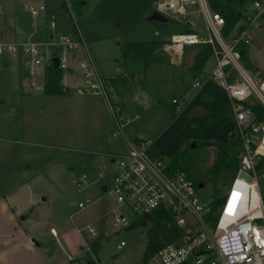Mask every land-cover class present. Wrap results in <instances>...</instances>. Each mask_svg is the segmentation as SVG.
Masks as SVG:
<instances>
[{"label":"built area","instance_id":"built-area-1","mask_svg":"<svg viewBox=\"0 0 264 264\" xmlns=\"http://www.w3.org/2000/svg\"><path fill=\"white\" fill-rule=\"evenodd\" d=\"M62 1L73 31H57L55 17L50 16L52 34L48 38L39 39L32 34L25 40L0 39V75L7 65H20L33 91L42 93L47 70L56 68L60 72L62 93H93L102 97L114 127L113 135L119 136L124 146L123 151L108 155L111 181L103 187V192L119 209L129 211L134 220L164 210L180 233L175 241L154 252L148 264H264V203L259 193V184L264 181V112L258 116L253 108L258 105L264 111V76L249 70L242 54L251 43L253 29L259 28L257 20L264 18V0H251L250 12L242 14V25L228 36L223 34L226 19L220 10L212 8L210 0L154 2V12L189 26L190 30L191 15L202 18L206 34L192 30L171 34L164 51L172 64L181 63L186 47L210 45L215 64L208 80L220 87L228 99L241 148L236 175L225 193L218 196L216 207L212 196L210 201L199 196L201 184H195L184 169L173 168L168 158L159 153L154 139L134 140L126 135L125 128L131 118L123 115L121 104L112 97L109 83L83 35L72 0ZM24 8L33 18L46 11L44 4L27 3ZM154 36H159L158 31ZM75 52L82 56L71 67L68 54ZM68 77L74 82L70 83ZM201 86L199 80L192 82L194 89ZM172 104L177 113L182 111L177 99ZM70 178L78 191H83L88 184L86 174ZM91 204L92 200L84 199L77 208L84 209ZM130 223L119 213L113 222L114 226ZM86 229L88 234H94L92 228ZM125 245L121 240L117 249ZM69 260L76 264L74 258Z\"/></svg>","mask_w":264,"mask_h":264},{"label":"crops","instance_id":"crops-1","mask_svg":"<svg viewBox=\"0 0 264 264\" xmlns=\"http://www.w3.org/2000/svg\"><path fill=\"white\" fill-rule=\"evenodd\" d=\"M27 3L36 5L43 4L41 2L36 3L35 0H25L22 5L14 8L16 9L14 15L10 13L1 14L4 15L2 17L0 16L1 40L7 42L25 40L32 34L39 39L48 38L52 34L49 28L50 16L55 17L57 31L66 33L70 31L68 15L63 9V6L61 7V4L53 8L54 10L44 5L46 10L45 13L37 18H33L24 8V5ZM2 6V2H0V9ZM8 6V10H11V7H13L10 3ZM21 16H24L25 19H22ZM242 23L243 20L240 19L233 28V33ZM152 25L154 28L155 24L152 23ZM117 26L118 25H116V30L118 29ZM254 29H261V25H259V28L256 27ZM191 30L195 32L193 26ZM253 33L254 32H252V34ZM106 37L107 36L103 35L94 37V39L95 42H99L100 40L106 39ZM114 37L118 48V58L114 61L117 74L107 79V81L116 96V100L121 104L123 112L125 111L128 117L133 115V118H140L145 122L143 126L135 127L131 125L133 121L132 118L125 128V133L129 138L134 140L144 138L154 139L157 150L165 158H168L171 166V157L182 150L183 145L189 141H191V143L198 142L197 145H201L203 142L220 143L236 138V129L231 113L215 118L220 112L226 110L229 104L225 92L208 80V76L215 64V60L212 56L206 61L200 72H194L190 69L193 56L189 64L186 61V54L191 51L192 47L195 49L196 46L186 47V50L184 49L185 52L183 50L181 63L172 64L166 53L169 61L154 59L144 64L142 60H135L131 57L122 58L120 47L125 42L154 41L155 38L148 37L147 39L137 40L130 37H122L117 33H115ZM246 53H248L247 47L242 53L243 60ZM68 56L70 58L71 67H75L82 55L79 52H75L68 54ZM93 56L104 76L99 60L94 54ZM17 66L20 67L19 70H17ZM6 68L7 70L9 69L11 73L13 72L16 74L15 81L20 78L25 80V83L22 85L19 83H12L7 87L0 88V112L7 108L12 121L16 123L15 134L9 139L11 145L14 144V147L20 150L23 149L22 146L24 145H33L37 147L47 146L39 141L38 134L40 132H37L36 128L33 127L34 122L38 119H45L50 116L56 117V115H63V112L59 113V111H56V107L53 103V99L60 96L72 98L74 101H72L73 103L82 105L86 109L87 114L92 116L89 117L92 118V142H90V139H84V142L88 145V147L84 148H89L91 147L90 145H92V150L81 149L80 147L79 149H72L69 146L61 145L62 149L81 152L91 156L100 155L106 157L109 164L108 155L110 153L124 150L121 141L122 149L120 151H111L107 143L102 144V139L106 138L107 134H111L112 124L108 118V113L101 96L93 93L81 95L70 93L46 95L44 92L40 93L33 91L20 65L9 64ZM68 78L70 83L74 82L72 77ZM194 80L202 82V86L199 89H194L192 87V82ZM175 82H180V94L175 95L172 93L169 101H161V96L158 92L174 88V86H176ZM173 99H177L180 106H182L181 112L177 113L175 111V105L172 104ZM127 126H129V128ZM139 128H141V131ZM170 135L174 136L173 139L176 140V143L175 145L173 144V146L167 147ZM104 145L106 146L105 148L103 147ZM193 146L195 145L193 144ZM24 154L37 156L39 154L42 156L46 153L43 152V154H40L38 151L33 154L31 150H26ZM74 162H81L83 166H92V158H83V160H81L80 157L79 159L74 158ZM34 164L36 166L37 163L34 162ZM32 168L35 167L26 164L24 169L26 170V178L22 179L18 185H15L14 189L11 191L0 192V264H73V262L69 260V257L74 258L76 264H93V254L95 259H105V257H102L99 253L100 246L98 243L95 250L92 249V235L88 234L86 229L92 228L91 226L85 225L84 227L89 237L86 235L82 236L81 229L76 228L73 230L74 232H72L66 228L56 227L44 221L47 216H43L39 208V205L45 201L44 198L41 200L38 198L37 200L29 198L25 203L19 200L16 194L19 189L27 184L28 180L30 181L28 174ZM71 170L70 172L72 174ZM82 174H87V177L90 178L86 188L83 190L84 192L90 193L92 192V186L97 183L99 177L96 176L95 179H92L90 173L83 172ZM108 178V182L105 186L111 181V172ZM103 187L104 186L99 190L100 194L98 198L106 195L103 192ZM43 224L49 225L48 232L51 240L46 239V235L40 230L43 227L40 225ZM124 227L125 226H123V229ZM50 245H58L65 259L61 261L56 259L54 261L53 259L55 256L51 253V256L45 260L41 253ZM108 257L113 258L114 255H109ZM108 262L106 264H109ZM111 262L118 261L113 260Z\"/></svg>","mask_w":264,"mask_h":264},{"label":"rangeland","instance_id":"rangeland-1","mask_svg":"<svg viewBox=\"0 0 264 264\" xmlns=\"http://www.w3.org/2000/svg\"><path fill=\"white\" fill-rule=\"evenodd\" d=\"M23 1L25 0H0L3 5L0 9V16L2 17L4 15L1 14L9 13L14 15V12H16L14 8L22 5ZM35 1L36 3H43L52 10L60 4L61 7L63 6L62 0ZM72 1L83 2L81 15L79 17L80 27L87 43L89 42L88 46L91 48V52L99 60L106 79L114 77L117 74L116 65L114 63L115 59L118 58V48L114 37L115 33L122 37H130L137 40L152 37L155 38V40L167 41L171 34L177 33L180 29L185 27L184 24L176 23L173 19L169 18L167 23L169 27H161L160 24H155L156 28H153L150 17L154 13V2L156 0ZM250 1L251 0H243L240 4L242 14L250 12ZM74 2L72 3L74 4ZM237 2L238 0H221V3L224 5L229 4L231 7ZM9 3L13 6L11 10H8ZM114 10L115 13L119 12L120 14H143L130 28V32H128L126 31L127 23L124 21L125 19L121 20V25L117 26V30L116 24H114V20L112 19L114 15L112 14L109 17L110 20L107 19V14L109 12L112 13ZM21 18L25 19L24 16H21ZM190 18L193 22V30L197 33L206 34V28L202 18L197 14L191 15ZM256 23L261 25V29H254L253 31L251 43L247 47L249 54H245L244 64L249 70L259 71L264 76V18L258 19ZM69 30L68 33L73 31L70 22ZM155 31H158V37L154 36L153 32ZM103 35L108 38L106 37V39L95 42L94 37ZM194 52L195 49L192 47L191 51L186 54V58L188 59H186V61L188 64ZM19 69L20 67L17 66V70ZM12 73L9 69H4V72L0 75V88L7 87L12 83H19L21 85L25 83V80L21 78L15 81L16 74ZM175 84L176 86L170 90H163L162 92L157 91L161 96V101H169L172 93L175 95L180 94V82H175ZM111 92L112 97L116 99L112 89ZM53 100L56 111H59V113L63 112V115L38 119L34 122L33 126L36 128L37 132H40L38 134V139L41 143L47 145L45 147L24 145L22 146L23 149L20 150L14 147V144L11 145L9 139L15 134L16 123L12 121L7 108L1 110L0 192L11 191L14 189L15 185H18L22 179L26 178V170H24L26 164L35 167L32 168L28 174L30 181L28 180L27 184L19 189L16 194L19 200L25 203L29 198H34L36 200L37 198L39 200L44 198L45 201L39 205L43 216H47L44 221L56 227L66 228L72 232H74L73 230L76 228L81 229L82 236L86 235L89 237L84 227L85 225L91 226L94 231L92 235V246L96 247L99 244V253L102 257H105L103 260H98L95 259L93 254V264H106L108 261V263H110L113 260L122 264H141L143 251L147 244L146 229L139 228L130 232H125L123 226H114L113 222L118 216V213L124 214L129 221L133 222L134 219L132 214L125 209H119L115 201L109 195L98 198L100 194L99 190H101L100 188L105 186L109 179L110 165L106 157L100 155L91 156L81 152L62 149V146H69L72 149H79L80 147L81 149L92 150V145H90L91 147L89 148H84L88 147L86 142H84L86 140L85 138L90 139V142H92V118H89L92 116L87 114L86 109L82 105L73 103L74 101L72 98L57 96ZM123 115L128 116L125 111ZM108 118L112 124L109 114ZM130 118L132 119L133 115H131ZM144 123L143 119L133 118L131 125L141 127ZM129 126L127 127L129 128ZM139 130L141 131V128H139ZM114 132L112 124V132L111 134H107L106 138L102 139V144L107 143L111 151H120L122 149L120 137L113 135ZM173 138L174 136L170 135L167 147L173 146V144L175 145L176 140ZM193 144L195 146H193ZM197 144L198 142L191 143V141H189L183 145L181 150L183 153L181 167L188 173L195 184L203 185L198 191L199 196L205 201H210L212 194L222 196L230 182L221 185L219 179L210 171L215 159V149L213 147ZM103 147L105 148L106 146L104 145ZM25 149L31 150L33 154L38 151L40 154H43V152L46 154L42 156L39 154L38 156L25 155ZM79 157L81 160H83V158H92V166H83L81 162L75 163L74 158L79 159ZM34 162L37 163L36 166ZM83 172L90 173L92 179H95L96 176L99 175V180L92 186V192L90 193L78 191L71 182V175H80ZM89 179L88 177L87 181H89ZM259 193L264 203V181L259 184ZM85 198L91 199L92 204L84 209H78V203ZM40 226H43L40 230L46 235V239L51 240L48 232L49 225L43 224ZM121 240H124L126 245L122 249L117 250L116 246ZM51 253L55 256L53 259L54 261L56 259H58V261L65 259L58 245L47 246L41 254L46 260L51 256ZM100 255L99 257L102 259ZM109 255H114V257L109 258Z\"/></svg>","mask_w":264,"mask_h":264},{"label":"trees","instance_id":"trees-1","mask_svg":"<svg viewBox=\"0 0 264 264\" xmlns=\"http://www.w3.org/2000/svg\"><path fill=\"white\" fill-rule=\"evenodd\" d=\"M74 2V1H72ZM243 0H238V2L232 7L229 4L221 3V0H210L211 6L214 10H220L226 19L225 26L223 28L224 36H228L237 22L242 18V11L240 4ZM76 14L80 17L81 9L83 7V2L76 1L73 4ZM119 11V10H118ZM114 15L112 19L114 24L121 25V20L127 23V30L130 32V28L135 24V22L141 17L143 13H138L133 15L132 13L120 14L115 13V10L107 14L108 20L110 16ZM169 21V20H168ZM123 23V22H122ZM154 23V22H152ZM166 23H154L160 24L161 27H169ZM179 32H191L189 26H185L180 29ZM166 41L154 40V41H131L125 42L121 45V57L127 58L131 57L135 60H142L144 64L154 59L169 61L164 51ZM211 57V47L208 44H201L195 47V53L192 58V64L190 69L194 72H200L205 65L206 61ZM60 72L56 68L47 70L45 74V87L44 93L46 95L51 94H62L61 88L59 86ZM255 112L258 116L263 114V109L258 105L253 106ZM231 113L230 107L226 110L220 112L215 118L225 116ZM202 146H210L215 149V159L213 165L210 169L211 173L219 179L220 184L224 185L229 183L233 177L236 175L238 169V156L240 153V139L238 137L227 140L224 142H203ZM182 151L180 150L171 157L172 166L174 168L181 167ZM262 164V162H261ZM214 199L213 206L216 207L219 203V198L217 194H212ZM146 229L147 244L143 251L141 264H148L149 257L156 252L163 245L175 241L180 233L176 227L173 219L169 213L164 210H158L150 215L143 216L135 219L133 222L124 227L125 232H130L136 229ZM95 250V246L92 247Z\"/></svg>","mask_w":264,"mask_h":264},{"label":"water","instance_id":"water-1","mask_svg":"<svg viewBox=\"0 0 264 264\" xmlns=\"http://www.w3.org/2000/svg\"><path fill=\"white\" fill-rule=\"evenodd\" d=\"M150 20H151V22H154V23H166V22H168L169 19L162 14L154 12L152 14V16L150 17ZM53 63H54V66H56V59H53ZM241 176H243V174H241ZM201 186L202 185H200L199 187H201Z\"/></svg>","mask_w":264,"mask_h":264}]
</instances>
